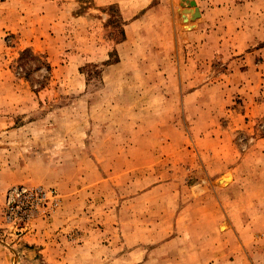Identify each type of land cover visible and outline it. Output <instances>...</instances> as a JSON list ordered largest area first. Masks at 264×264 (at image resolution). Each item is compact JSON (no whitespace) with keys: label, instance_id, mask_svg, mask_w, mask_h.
I'll list each match as a JSON object with an SVG mask.
<instances>
[{"label":"rangeland","instance_id":"rangeland-1","mask_svg":"<svg viewBox=\"0 0 264 264\" xmlns=\"http://www.w3.org/2000/svg\"><path fill=\"white\" fill-rule=\"evenodd\" d=\"M0 1V264H210L208 228L181 225L188 252L157 250L165 233L139 224L157 196L149 210L120 203L148 184L125 164L169 162L159 203L188 221L221 207L212 189L235 186L223 264H264V0H193L187 22L179 0ZM24 49L36 60L19 68ZM19 185L57 205L6 224L3 196ZM59 211L69 228L49 231Z\"/></svg>","mask_w":264,"mask_h":264},{"label":"crops","instance_id":"crops-1","mask_svg":"<svg viewBox=\"0 0 264 264\" xmlns=\"http://www.w3.org/2000/svg\"><path fill=\"white\" fill-rule=\"evenodd\" d=\"M9 2H13V0H8ZM19 2H21V0H18ZM1 3H4L2 1H0V5ZM6 3V2H5ZM11 16V13H7ZM8 30V29H6ZM11 32V31H10ZM184 98V96H183ZM148 163H141L140 165L133 167L132 164L127 165L124 167L123 170H121V174L124 175H131L137 171L138 169H140L141 174L146 173L145 175H142L139 178V182H148V184L146 186H144L143 188L139 189L138 192H134V194L129 195L126 194L124 196H120L118 197L119 199H122L120 201V203H124V205L127 206H134V205H142L141 208L143 209H147L149 210V207L151 205L152 200L155 198V196H157L156 202L154 203L157 206V209L155 210L156 212V217L150 219L148 218H143L142 217V221L139 222V224L141 225V227H148V226H152V227H156L158 228V234L160 235V233L164 232L165 235L167 236L162 243H160L158 245V249L157 250H166L168 248V246H173V251H177L175 249V245L178 243L183 244L184 245V249L186 250H178V252H188L191 250V246H190V239L194 241V239H192L191 237L188 236H182L180 235L179 231L181 228V225L184 226V228H193L194 226H204L206 228H208V233L209 236L205 237L203 236V239L205 241V243L207 242L209 245L211 244V246L209 247V253H207L204 256V260L207 263L210 264H223L224 262L228 261V242L230 239L229 233L227 232V229H233L234 226H236V222L231 221L232 219H230L229 217V210H228V205H229V195L230 193H232V191L235 190V186H228L227 187H223V188H218L215 187L213 190V194L217 199H220L222 202L221 207H215L213 204L209 203V204H202L201 206H196V212H199V216H191V219L188 221H182V214L185 210H181L180 207L175 206L173 200L171 201L170 199V204H167L165 206L164 203H159L160 199H164V189L163 187H165L166 183H159L160 180H162L163 176H165L166 172L168 170H171L170 175H168V177L166 179L169 180H175V170H177V167L175 165V163L169 162V166H167V164L164 163V165H166V168L162 167L161 170L158 167H155L154 169H150L152 166L149 167V165H147ZM113 175H119L118 172L113 171L112 172ZM129 182V181H128ZM230 182H232V178L230 180ZM95 184V183H94ZM130 185L134 184L133 181L132 183H129ZM163 191V192H160ZM81 190L79 189L77 194L74 195V197H70V201H74V198H78L79 195H81ZM84 192V191H83ZM160 192V195H158ZM166 195L168 196V198H170V195H172L174 197V193L170 192V191H166L165 192ZM157 194V195H156ZM89 196V195H88ZM82 197V196H81ZM117 198V200H118ZM124 198V199H123ZM79 199V198H78ZM84 199L82 203H84ZM67 201V200H66ZM86 202L87 199H85ZM78 202V200H77ZM227 202V203H225ZM165 206V207H164ZM227 206V207H226ZM128 208V207H127ZM144 212H146V210H142ZM60 212V211H59ZM62 213L60 212L59 214H57L56 216H54L50 223V230H56L57 228L60 227V231L61 230H65L67 228H69V224L66 222V218L67 216L61 215ZM206 216L207 220H203V217ZM222 216H225L227 219H225V221H223L221 219ZM68 219V218H67ZM77 220H80V218H77ZM77 222V221H76ZM75 222V223H76ZM183 222H186V225L183 224ZM136 224V223H135ZM221 225L225 226V231L224 232H220L219 231V227ZM148 230V229H147ZM42 234L47 233V230H42L41 231ZM169 232V234H168ZM189 233V232H188ZM168 234V235H167ZM36 235V234H35ZM35 242L39 243L42 242V239H40V237H36L35 238ZM185 244L189 245L186 246ZM193 251L190 252L189 254L193 255ZM190 255V256H192ZM200 257L195 256V257H190L189 259H186V264H197L198 261L203 260V259H198ZM199 264V263H198Z\"/></svg>","mask_w":264,"mask_h":264},{"label":"built area","instance_id":"built-area-1","mask_svg":"<svg viewBox=\"0 0 264 264\" xmlns=\"http://www.w3.org/2000/svg\"><path fill=\"white\" fill-rule=\"evenodd\" d=\"M52 191L23 185L10 188L3 196L1 219L8 225L24 224L57 205Z\"/></svg>","mask_w":264,"mask_h":264},{"label":"bare ground","instance_id":"bare-ground-1","mask_svg":"<svg viewBox=\"0 0 264 264\" xmlns=\"http://www.w3.org/2000/svg\"><path fill=\"white\" fill-rule=\"evenodd\" d=\"M181 8H182V10L180 11L181 12V14L183 15L182 16V20L184 21V22H187V21H191L190 20V17H189V15H188V10H189V7H191V6H189L188 5V3H184V2H182V3H180V5H179ZM219 179V178H218ZM230 180H231V177L230 176H226L224 179H222L221 181H217V182H215V183H220V182H222L223 184H229L230 183ZM223 184H221V185H223ZM222 226H224V225H221L219 228L222 230ZM224 229H225V226H224Z\"/></svg>","mask_w":264,"mask_h":264},{"label":"trees","instance_id":"trees-1","mask_svg":"<svg viewBox=\"0 0 264 264\" xmlns=\"http://www.w3.org/2000/svg\"><path fill=\"white\" fill-rule=\"evenodd\" d=\"M27 57H30L32 60H36V56H33L32 55V53H31V51L29 50V49H24V50H22L20 53H19V55H18V58H17V63H18V66H19V68H21V61L24 59V58H27ZM36 67V69H38L39 67H43V69L47 72L48 70H49V66L46 64V63H38V64H36L35 65Z\"/></svg>","mask_w":264,"mask_h":264},{"label":"water","instance_id":"water-1","mask_svg":"<svg viewBox=\"0 0 264 264\" xmlns=\"http://www.w3.org/2000/svg\"><path fill=\"white\" fill-rule=\"evenodd\" d=\"M188 3L189 6L194 7V10L192 13L189 14L190 20H194L195 18H198L200 16L198 9L195 6V2L193 0H179V5L180 3ZM223 178V177H222ZM221 177L219 179H216L215 182L219 181L220 179H222Z\"/></svg>","mask_w":264,"mask_h":264}]
</instances>
